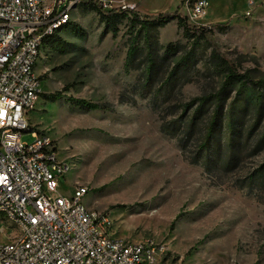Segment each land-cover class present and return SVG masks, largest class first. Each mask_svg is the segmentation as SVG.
Here are the masks:
<instances>
[{"label": "rangeland", "instance_id": "374dc122", "mask_svg": "<svg viewBox=\"0 0 264 264\" xmlns=\"http://www.w3.org/2000/svg\"><path fill=\"white\" fill-rule=\"evenodd\" d=\"M100 1L117 9L125 4ZM127 1L139 5L142 13L133 10L142 17L187 12L182 0ZM131 19L129 14L120 21L113 35L96 11L80 3L61 32L63 49L46 44L35 66L42 93L69 88L57 102L41 98L29 115L69 167L57 193L69 196L77 186H89L85 203L110 215L113 235L157 245L156 264H264V179L258 177L264 166V85L255 84L264 80V0H209L207 14L189 22L212 28L224 61L210 42L194 44L171 17L151 30V49L147 37L138 36L143 51L127 67ZM170 43L177 49L167 51ZM190 51L188 67L173 73ZM147 56L154 59L150 85ZM227 61L252 79L239 96L246 108L235 116L231 145L224 123L219 151H203L215 100L193 126L199 101L189 104L219 92ZM239 89L237 82L223 94L224 113ZM259 91L262 103L254 96ZM80 99L99 108L74 101ZM23 140L32 138L25 134Z\"/></svg>", "mask_w": 264, "mask_h": 264}, {"label": "built area", "instance_id": "2783aa9c", "mask_svg": "<svg viewBox=\"0 0 264 264\" xmlns=\"http://www.w3.org/2000/svg\"><path fill=\"white\" fill-rule=\"evenodd\" d=\"M81 1L0 0V264H156L157 245L113 235L110 215L85 203L89 186L57 193L69 167L53 138L29 121L41 99L35 66L44 41ZM208 5L185 0L188 22Z\"/></svg>", "mask_w": 264, "mask_h": 264}, {"label": "trees", "instance_id": "16d2710c", "mask_svg": "<svg viewBox=\"0 0 264 264\" xmlns=\"http://www.w3.org/2000/svg\"><path fill=\"white\" fill-rule=\"evenodd\" d=\"M185 0H182V3ZM81 5L87 9H91L96 11L101 19L110 27L111 31L113 32V35H116L119 31L118 28V23L122 21L124 18L128 17L129 14H131L132 19H131V26H130V34H131V44L127 53V67L132 66L136 60L140 57L137 56L140 52H142V48L138 44H136L138 36L140 34H144L147 37L148 40V46L150 47V33L151 30L154 29V31H157L158 26H164L167 22V20L171 17L176 18L178 20V24L180 27L184 29L185 36L190 37L194 44L199 43L200 40H205L207 42H210L212 46L214 47V50L216 53L220 56V60L224 61V57L219 51L218 45L215 42L214 39V32L211 27L209 26H200V27H195L192 26L188 22V18L185 15H182L180 13V10L175 11L174 13H168V12H163L160 13L157 16H150V17H142L140 14L135 12L132 8H127V9H122V8H114V7H108L105 6L103 1L100 0H82ZM70 22V21H69ZM67 22L66 24H63L59 28L55 30L53 34L48 36L43 44V48L46 44H51L56 47H59L60 50L63 48L64 41L61 38V32L65 30L67 25L69 24ZM135 25H138L139 27L136 28ZM222 27H226L228 24H221ZM151 49V47L149 48ZM167 51L171 50H176L177 48L173 44H168L167 45ZM149 55H151V52H148ZM217 55V56H218ZM223 58H222V57ZM192 52L190 51L186 56H183L177 66L174 68L173 73H176L179 71V69H186L188 67L189 63L191 62L192 59ZM147 61L148 65L146 67V75L148 76L146 78L147 85L151 84V73H152V68L154 66V59L153 56H147ZM227 74L225 76V81L219 90L217 94L214 95H205L201 96L199 98H196L193 100L189 105H192L196 101H199V105L195 111V117L190 120V125L193 126L197 122V116L201 114L209 101L212 99L215 100V110L213 117L211 121L209 122L208 126L206 127V134L204 137V140L201 144V149L204 151L205 149L208 151L209 148H215L217 151H219V146L216 143L217 137L219 134H221V129L225 123V129L227 130V133L229 134V145H231V141L233 139V134L235 132V123L234 121L235 116L239 114L242 110H244L245 104L239 97L240 95H243V93L249 91V82H252V79L249 74L247 73H239L236 68L232 64H230L227 61ZM43 79V78H40ZM240 83V89H239V94L238 98L235 99L232 103L231 106L227 109V112L224 113V108H223V94L230 92L231 88L237 83ZM255 84H262L264 85V80H260L258 82H255ZM69 88L66 86L62 90H58L55 92L51 93H41V98L45 99L46 101L49 102H57L61 98L65 96L64 91L68 90ZM257 97L259 100L258 103H262L261 99L263 98V93L262 92H257V94L254 95ZM73 100L72 98H70ZM76 101L79 105L86 107L88 109H98L99 105L90 103L86 100L80 99V100H74ZM261 106L258 107L257 111H261ZM224 118V119H223ZM212 141V143H211ZM232 158H230L229 161H231ZM259 172V178L264 179V166ZM180 214H178L173 221V224L175 221L179 218Z\"/></svg>", "mask_w": 264, "mask_h": 264}, {"label": "crops", "instance_id": "0c3cea01", "mask_svg": "<svg viewBox=\"0 0 264 264\" xmlns=\"http://www.w3.org/2000/svg\"><path fill=\"white\" fill-rule=\"evenodd\" d=\"M121 3H122V4L125 3V4H128V5H130V6H134L136 9H138V10L140 11V7H139V5L136 4L135 2H128L127 0H122ZM184 9H185V7H184ZM137 13H138V12H137ZM140 13H142V12L140 11Z\"/></svg>", "mask_w": 264, "mask_h": 264}]
</instances>
